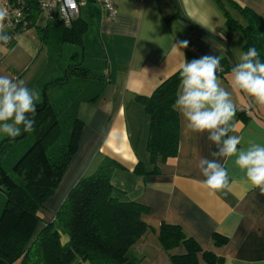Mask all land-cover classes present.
<instances>
[{
    "label": "crops",
    "instance_id": "crops-1",
    "mask_svg": "<svg viewBox=\"0 0 264 264\" xmlns=\"http://www.w3.org/2000/svg\"><path fill=\"white\" fill-rule=\"evenodd\" d=\"M5 1L0 0V6ZM234 1L264 19V0ZM113 2L117 7L113 20L105 18L96 1L88 0L80 6L78 17L87 23L81 48L73 43H61L58 47L53 37L42 41L36 28L30 27L15 33L0 52V74L23 79L29 88L39 92L40 98L43 84L55 73L48 72L51 51L61 50L64 44L72 45L68 60L73 52L80 51L82 64L102 72L108 82L94 102L78 107L84 126L61 182L66 180L68 186L74 185L99 155L114 158L123 166L112 171L111 194L120 201L145 205L148 211L142 219L152 228L133 248L132 255L139 259V264H172L170 255L185 252L183 245L169 251L162 249L157 238L162 222L180 226L201 249L221 257L222 264H264V194L245 184L243 173L229 162L232 190L209 195L197 167L201 157L212 159L210 152L215 150L207 133L189 132L179 116L176 156L158 164L156 174L144 176L133 172L137 161L148 165V117L136 96L150 95L163 79L180 69L183 58L191 62L203 56L223 57L221 64L230 68L218 75L222 86L232 92L237 108L233 121L236 130L230 134L243 138L241 147L248 141L264 143V108L249 107L251 99L229 85L230 69L244 52L241 33L225 25L224 12L216 0ZM178 19L186 25L177 23ZM36 24H45L42 13ZM183 41L188 42L187 47L176 46ZM243 108L248 113L242 112ZM4 137L0 135V140ZM52 204L45 202L38 212L42 224L54 218L57 206ZM214 234L226 241L215 244ZM198 260L199 264H207L200 253Z\"/></svg>",
    "mask_w": 264,
    "mask_h": 264
},
{
    "label": "trees",
    "instance_id": "trees-1",
    "mask_svg": "<svg viewBox=\"0 0 264 264\" xmlns=\"http://www.w3.org/2000/svg\"><path fill=\"white\" fill-rule=\"evenodd\" d=\"M14 1V0H9ZM27 28L35 27L42 41L53 37L61 43L82 47L86 21L77 17L69 25L55 20L36 24L40 0H23ZM225 15V25L243 37L242 49L255 46L264 61V19L247 6L234 0H216ZM73 52L61 76H52L43 84L42 99L37 102L35 131L21 132L16 138L0 140V189L5 203L0 213V264H139L133 248L148 230L142 216L148 211L135 201H120L112 196V171L123 166L114 158L101 156L94 170L83 174L70 188L54 218L44 222L38 212L53 194L77 150L84 126L78 115L81 103L94 102L108 82L102 72L87 68ZM225 64L224 69L228 70ZM179 70L163 79L148 96L137 95L148 117L145 149L148 167L137 161L133 172L141 175L158 173V164L177 154L180 120L173 110L180 82ZM73 83H75L73 88ZM70 94L51 102L49 88L68 85ZM64 141L58 140L64 135ZM32 136L30 144L18 151L6 168L2 158L14 142ZM158 241L165 251L183 245L185 252L170 255L172 264H199L198 254L207 264H222V258L203 250L178 225L162 222ZM215 244L226 241L214 234Z\"/></svg>",
    "mask_w": 264,
    "mask_h": 264
},
{
    "label": "clouds",
    "instance_id": "clouds-1",
    "mask_svg": "<svg viewBox=\"0 0 264 264\" xmlns=\"http://www.w3.org/2000/svg\"><path fill=\"white\" fill-rule=\"evenodd\" d=\"M9 13L0 6V52L5 50L12 37L5 31ZM187 41L176 45L187 47ZM222 56H203L180 64V82L173 110L185 122V128L194 134L207 133L215 150L212 159L201 157L197 167L204 177L201 184L209 195L227 194L232 182L227 165L231 162L242 173V180L264 194V143L248 141L241 147L243 138L230 134L236 130L233 122L237 108L232 92L222 86L218 73L225 71ZM229 85L233 91L248 96L252 105L264 108V61L255 46L240 53L230 69ZM39 92L29 88L23 79L0 74V135L16 138L23 132L35 131Z\"/></svg>",
    "mask_w": 264,
    "mask_h": 264
},
{
    "label": "built area",
    "instance_id": "built-area-1",
    "mask_svg": "<svg viewBox=\"0 0 264 264\" xmlns=\"http://www.w3.org/2000/svg\"><path fill=\"white\" fill-rule=\"evenodd\" d=\"M86 1L88 0H40L39 10L45 22L59 20L63 25H69L78 17L79 8L81 5L85 4ZM93 1L100 4L107 20L115 19L117 7L113 0ZM2 6L6 7L9 13L8 20L5 22V31H7L12 38L15 33L28 29L23 0H6L2 3ZM241 110L242 112L248 113L247 108Z\"/></svg>",
    "mask_w": 264,
    "mask_h": 264
},
{
    "label": "rangeland",
    "instance_id": "rangeland-1",
    "mask_svg": "<svg viewBox=\"0 0 264 264\" xmlns=\"http://www.w3.org/2000/svg\"><path fill=\"white\" fill-rule=\"evenodd\" d=\"M71 47H72V45H70V44H64L63 47L61 48V50H55L54 49L51 51V62H50V66L48 68V72H55L54 75H56V76H61L63 74V69L66 66V64L68 63V56H69L68 53L70 52ZM80 60H82V54L80 55ZM72 85L74 88L75 83H73ZM69 86H70V84L60 85L58 87L55 86V87L49 88L47 90L48 100L51 102H54V101L58 100L59 98H65L67 95L70 94L71 89L69 88ZM41 99L42 98H40L39 100H41ZM64 136H65V133L58 140V142H57L58 144L63 143ZM31 140H32V136L27 135L23 140H21L19 142H14L9 147V154L2 158L3 165L6 168H8L14 162V160L17 158L16 156H18V151L22 150V149L24 150V148L28 144H30ZM100 157H101L100 155L97 156L95 161H93L91 167L87 171L88 173H90V172H92V170H94L95 164L98 161L97 159H99ZM69 164H70V162H69ZM62 179L63 178H61V180H60L59 184L57 185V187L55 188L53 194L46 200L47 205H50V203H53L52 205H54V206L56 205L58 208L60 206V204L62 203L63 199L65 198L66 194L70 190V188L73 186V185L71 187L68 186L67 185L68 183L66 182V180H65V182H61ZM4 203H5V194L0 189V213L3 209ZM11 264H20V261L16 260V261L12 262Z\"/></svg>",
    "mask_w": 264,
    "mask_h": 264
},
{
    "label": "water",
    "instance_id": "water-1",
    "mask_svg": "<svg viewBox=\"0 0 264 264\" xmlns=\"http://www.w3.org/2000/svg\"><path fill=\"white\" fill-rule=\"evenodd\" d=\"M177 23H179V24H181V25H183V26L186 25V22H185L183 19H178V20H177Z\"/></svg>",
    "mask_w": 264,
    "mask_h": 264
}]
</instances>
